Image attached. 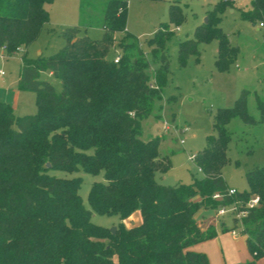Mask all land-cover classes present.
<instances>
[{
	"label": "trees",
	"instance_id": "trees-1",
	"mask_svg": "<svg viewBox=\"0 0 264 264\" xmlns=\"http://www.w3.org/2000/svg\"><path fill=\"white\" fill-rule=\"evenodd\" d=\"M52 2L0 0V47L13 53L32 44L49 21L46 5ZM87 4L84 0L83 6ZM128 6L129 0H108L100 8L101 39L81 36L79 26L67 27L62 32L66 45L57 53L22 56L18 87L36 93L35 114L17 116L0 98V264H210L206 253L192 249L216 235L214 228L199 225V209L245 204L254 195L260 196V204L246 208L240 220L250 252L255 259L264 257V166L247 173L249 191L233 196L227 195L223 176L231 141L227 125L236 116L255 123L247 109L248 91L214 116L217 133L194 159L204 177L192 184L159 183L157 174L168 172L172 160L160 152L161 137L143 138V121L153 113L168 80L170 25L181 26L186 15L172 3L170 24L162 23L150 41L158 64L153 79L148 72L152 62L127 29ZM228 6L220 1L209 22L180 42L182 61L199 56L200 45L213 40L219 44L220 70L237 59L238 51L215 13ZM242 17L255 24L264 21V0H252ZM118 33L124 36L118 43L121 58L115 62L109 51ZM43 72L60 80V91L41 78ZM258 109L264 121L260 98ZM51 170L102 173L104 180L89 191L91 209L80 194L82 177H61ZM198 192L201 202L193 199ZM216 192L224 198L215 200ZM94 211L122 220L139 211L141 221L128 227L120 222L112 233L92 221Z\"/></svg>",
	"mask_w": 264,
	"mask_h": 264
},
{
	"label": "rangeland",
	"instance_id": "rangeland-1",
	"mask_svg": "<svg viewBox=\"0 0 264 264\" xmlns=\"http://www.w3.org/2000/svg\"><path fill=\"white\" fill-rule=\"evenodd\" d=\"M89 1L90 4L84 7V0H54L46 5L49 21L32 44L22 46V49L13 53L0 47V70L5 72L0 75V98L13 107L17 116L38 111L36 93L18 87L23 55L38 58L57 53L66 45L62 32L67 27L79 26L81 36H89L94 40L103 37L105 30L101 23L100 8L108 0ZM220 1L224 0H129L127 29L138 39L152 62L148 72L154 79L158 64L153 61L150 41L162 23L170 24L169 9L172 3H178L186 15V21L181 26L170 25L174 33L165 45L169 58L168 80L163 86L162 98L155 101L153 113L143 121V138L161 137L160 152L172 160V168L168 172L157 174L158 182L164 185L192 184L204 177L191 156L205 149L209 137L216 135L214 116L218 109L232 107L241 92L247 90V109L255 123H246L236 116L227 125L231 141L227 148L228 163L223 168L228 188L247 192L250 190L247 173L264 166V121L258 109V99L264 100V30L260 28L259 22L255 24L242 17V10L250 9L252 0H225L230 6L220 13L215 12L221 18L220 26L228 34L231 45L238 51L237 59L227 70L222 71L217 66V40L202 43L201 54L190 55L185 61H182L179 52L180 42L192 37L198 25L209 22L210 13L214 12ZM123 36V33L116 35V46L109 51V58L114 59L118 54V43ZM41 78L52 82L58 91L61 90L58 78L47 73H43ZM175 97L177 100L169 104V99ZM166 124L169 129H165ZM51 173L61 177H82L80 194L84 205L91 209L89 191L94 182L104 180L102 173L97 176L85 171L68 173L51 170ZM193 199L201 202L202 196L198 192ZM231 206L227 205L226 208ZM215 213L214 207H201L198 211L199 217L207 220L213 218ZM135 214L122 220L119 216L94 211L92 221L109 229L120 222L128 227ZM221 219L242 232V222L233 212H228ZM222 220L212 219V222L220 227ZM246 236L242 232V240ZM259 264H264V260Z\"/></svg>",
	"mask_w": 264,
	"mask_h": 264
},
{
	"label": "crops",
	"instance_id": "crops-1",
	"mask_svg": "<svg viewBox=\"0 0 264 264\" xmlns=\"http://www.w3.org/2000/svg\"><path fill=\"white\" fill-rule=\"evenodd\" d=\"M43 73L53 76L48 72ZM196 218L199 225L204 230L212 227L216 231V235L214 237L197 243L192 247L193 250L206 253L210 264H259L261 260H264V257L255 259L249 250L247 236L244 240H242V232L237 229L236 231L238 233L233 234L232 230L235 229V227L228 226L229 223L224 222L221 218H219V220H222L220 227L219 225H216V222H212V217L208 220L205 217L201 219L197 213ZM140 221L141 214L137 211L134 220H132V224H137Z\"/></svg>",
	"mask_w": 264,
	"mask_h": 264
},
{
	"label": "built area",
	"instance_id": "built-area-1",
	"mask_svg": "<svg viewBox=\"0 0 264 264\" xmlns=\"http://www.w3.org/2000/svg\"><path fill=\"white\" fill-rule=\"evenodd\" d=\"M259 26L261 29L264 30V21L259 22ZM121 58V54L118 51V54L115 56L114 61L119 62ZM0 74L4 75L5 72L0 70ZM165 129H169V126L166 124ZM182 143H184V140H181ZM192 159H195V155L191 156ZM238 193V190L235 188H228L227 190V195L228 196H233ZM224 194L221 192H216L213 194V198L215 200H222L224 198ZM260 204V196L259 195H254L249 201H247L245 204L241 201H236L232 204L230 208H226V206H221L216 210L215 216L213 217V220L219 219L228 212H233L236 217H239L240 219L247 214V209L246 208H251L254 206H258ZM245 207V208H242ZM233 234H237L238 232L236 229L232 230Z\"/></svg>",
	"mask_w": 264,
	"mask_h": 264
},
{
	"label": "water",
	"instance_id": "water-1",
	"mask_svg": "<svg viewBox=\"0 0 264 264\" xmlns=\"http://www.w3.org/2000/svg\"><path fill=\"white\" fill-rule=\"evenodd\" d=\"M207 20H208V18H206V21L205 22H207ZM48 166H50V165L48 164ZM110 230H111L112 233H116L117 226H113L112 228H110Z\"/></svg>",
	"mask_w": 264,
	"mask_h": 264
}]
</instances>
